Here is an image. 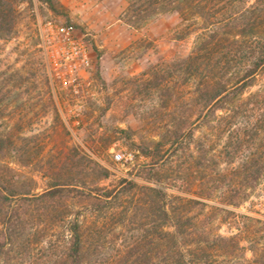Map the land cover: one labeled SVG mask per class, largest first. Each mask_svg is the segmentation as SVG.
I'll return each instance as SVG.
<instances>
[{
	"label": "rangeland",
	"instance_id": "rangeland-1",
	"mask_svg": "<svg viewBox=\"0 0 264 264\" xmlns=\"http://www.w3.org/2000/svg\"><path fill=\"white\" fill-rule=\"evenodd\" d=\"M254 1L202 0L201 9L151 6L139 14L128 8L130 0H0V135L9 133L16 148L0 160L32 177L34 191L54 180L85 193L112 188L104 207L80 194L65 207L79 215L88 240L101 242L104 256L157 223L147 186L165 190L172 213L207 219L223 234L237 231L242 214L263 219L264 176L238 205L228 200L241 156L259 141L254 129L264 128V96L249 98L245 109L211 110L196 103L198 77L176 63L214 28L234 29ZM47 19L73 22L91 47L92 64L77 93L49 76L39 45ZM263 87L264 67L243 96ZM238 140L247 148H237ZM118 150L133 151V159L116 160ZM101 168L108 170L104 177ZM60 228L43 237L44 248L34 247L25 264H42L46 251L57 252Z\"/></svg>",
	"mask_w": 264,
	"mask_h": 264
},
{
	"label": "trees",
	"instance_id": "trees-1",
	"mask_svg": "<svg viewBox=\"0 0 264 264\" xmlns=\"http://www.w3.org/2000/svg\"><path fill=\"white\" fill-rule=\"evenodd\" d=\"M201 1L130 0L128 8L134 6L139 14H148L151 6L183 12L192 5L201 9ZM1 11L0 4V18H3L5 15ZM234 27L230 30L214 28L200 40L194 52L176 60L178 67L186 63L190 73L198 77L196 103L202 102L211 110L245 109L249 98L258 94L264 96V87L243 96L245 88L264 67V0H256L244 9L241 20ZM221 46L225 47L222 51L219 50ZM223 62L224 66H221ZM261 127L254 129L259 141L241 156L238 184L231 189L233 196L228 200L233 205L246 199L250 189L255 188L264 176V128ZM180 129L181 126L174 130L177 136ZM238 141L237 148H247L242 145V140ZM14 150L9 133L1 134L0 154L14 155ZM21 150V155H25L26 148ZM14 159L27 165L20 160L21 156ZM100 171L101 177L108 174L105 168ZM30 179L32 177L18 172L7 161L0 160V264H25L28 258L31 260L32 249L43 246V237L51 235L60 226L56 242L58 250L46 251L42 264H264V233L261 231L264 218L242 214L244 219L237 231L223 234L208 226L207 219L197 220L192 214L181 211L172 213L163 202L165 190L151 186L147 188L155 195V208L151 210L157 215L155 226L146 228L144 234L125 239L112 254L104 256L101 242L88 240L79 215L70 214L65 207L77 194L100 199L102 202L96 205L104 207L105 202L110 201L113 189L96 187L93 188L95 192L85 193L76 185L54 180L42 191H34ZM205 196L209 197V193ZM191 200L186 199L187 202ZM256 221L261 225L256 227Z\"/></svg>",
	"mask_w": 264,
	"mask_h": 264
},
{
	"label": "built area",
	"instance_id": "built-area-1",
	"mask_svg": "<svg viewBox=\"0 0 264 264\" xmlns=\"http://www.w3.org/2000/svg\"><path fill=\"white\" fill-rule=\"evenodd\" d=\"M39 45L50 78L58 80L75 93L79 92L92 64V52L76 24L47 19L39 27ZM113 156L118 161H126L133 159L134 153L131 150H118Z\"/></svg>",
	"mask_w": 264,
	"mask_h": 264
}]
</instances>
